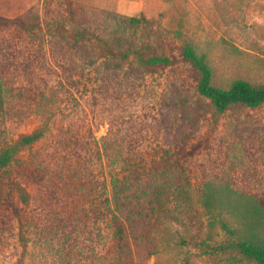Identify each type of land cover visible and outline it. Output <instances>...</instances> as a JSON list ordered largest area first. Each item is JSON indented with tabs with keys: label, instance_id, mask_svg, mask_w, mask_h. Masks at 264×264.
<instances>
[{
	"label": "rangeland",
	"instance_id": "rangeland-1",
	"mask_svg": "<svg viewBox=\"0 0 264 264\" xmlns=\"http://www.w3.org/2000/svg\"><path fill=\"white\" fill-rule=\"evenodd\" d=\"M10 1L0 0V148L46 130L0 171V264H255L198 197L207 181L264 196V103L217 111L181 49L204 56L217 87L264 83V0H138L127 13L121 0ZM141 14L147 22L126 19ZM132 49L170 62L120 56ZM119 182L161 196L124 242L112 236Z\"/></svg>",
	"mask_w": 264,
	"mask_h": 264
},
{
	"label": "trees",
	"instance_id": "trees-1",
	"mask_svg": "<svg viewBox=\"0 0 264 264\" xmlns=\"http://www.w3.org/2000/svg\"><path fill=\"white\" fill-rule=\"evenodd\" d=\"M130 24L137 25L142 21L147 22L143 14L126 18ZM83 35L81 31L77 32ZM102 48L109 54L114 52L105 46ZM132 54L142 66L163 64L167 65L170 59L164 54L145 56L141 51L132 49L121 53L120 56L128 58ZM182 57L198 72L196 90L208 98L214 108L223 112L232 105L242 104L255 108L264 103V83L253 84L245 79L233 80L227 88H220L211 83L212 71L202 54L197 53L190 44H185L181 49ZM1 100V95H0ZM46 130L41 126L29 133L19 135L14 141L0 148V171L11 165L15 157L24 148L38 141ZM119 180V179H118ZM126 183L119 182L114 185L110 211L113 213L112 236L124 242L125 226L135 228L143 227L149 223L152 216L154 203L161 196L159 191L148 188L141 189L147 193L142 199L140 194L131 196L124 193ZM19 196L23 202L27 201V194L23 188L17 186ZM198 201L209 216L218 217L221 228L234 238L236 249L247 259L255 264H264V196L247 190L233 187L228 182L207 181L200 187Z\"/></svg>",
	"mask_w": 264,
	"mask_h": 264
},
{
	"label": "crops",
	"instance_id": "crops-1",
	"mask_svg": "<svg viewBox=\"0 0 264 264\" xmlns=\"http://www.w3.org/2000/svg\"><path fill=\"white\" fill-rule=\"evenodd\" d=\"M10 2H13V3H23V4H31L34 2V0H13V1H10ZM117 10L122 12V13H127L128 10H138V11H141L143 9V5L141 3V1H134V5L133 7H130L128 5H126L125 3H123V1H119L117 3V6H116Z\"/></svg>",
	"mask_w": 264,
	"mask_h": 264
}]
</instances>
